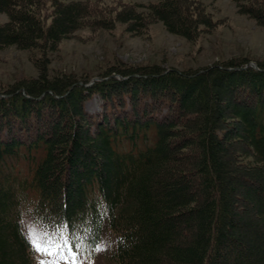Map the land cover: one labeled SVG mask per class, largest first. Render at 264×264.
Listing matches in <instances>:
<instances>
[{
	"label": "trees",
	"instance_id": "trees-1",
	"mask_svg": "<svg viewBox=\"0 0 264 264\" xmlns=\"http://www.w3.org/2000/svg\"><path fill=\"white\" fill-rule=\"evenodd\" d=\"M232 1L264 28V0ZM125 3L103 16L82 0H0V51L47 56L117 23L188 41L216 26L199 0ZM47 64L0 94V264L51 259L26 239L34 222L105 264H264V62L122 65L91 85Z\"/></svg>",
	"mask_w": 264,
	"mask_h": 264
},
{
	"label": "rangeland",
	"instance_id": "rangeland-1",
	"mask_svg": "<svg viewBox=\"0 0 264 264\" xmlns=\"http://www.w3.org/2000/svg\"><path fill=\"white\" fill-rule=\"evenodd\" d=\"M82 1H88L99 8L101 15L107 16L108 10H116L118 6L126 5L125 2L148 5L158 0ZM199 1L208 7L216 26L201 34L196 41L171 34L161 22L152 23L136 34L128 31L127 24L117 23L110 30L81 29L61 41L58 49L47 56L41 50H20L17 47L1 50L0 94L22 81L38 78L46 61L50 76L71 75L78 82L86 81L89 85L103 79L109 69L122 65H158L164 70L185 72L231 60L252 67L264 62L263 27L240 14L232 0ZM6 21L7 17L0 15V22ZM115 71L110 73H117ZM102 106L103 99L99 94L92 95L85 102V109L90 114L101 113ZM80 253L82 264H105L102 250H94L88 257ZM45 259H38L36 264Z\"/></svg>",
	"mask_w": 264,
	"mask_h": 264
},
{
	"label": "snow or ice",
	"instance_id": "snow-or-ice-1",
	"mask_svg": "<svg viewBox=\"0 0 264 264\" xmlns=\"http://www.w3.org/2000/svg\"><path fill=\"white\" fill-rule=\"evenodd\" d=\"M26 239L34 251L51 258L41 264H82L79 260L80 242L71 233L53 235L47 233L42 223L34 222L28 227Z\"/></svg>",
	"mask_w": 264,
	"mask_h": 264
},
{
	"label": "water",
	"instance_id": "water-1",
	"mask_svg": "<svg viewBox=\"0 0 264 264\" xmlns=\"http://www.w3.org/2000/svg\"><path fill=\"white\" fill-rule=\"evenodd\" d=\"M253 67H256V66H253Z\"/></svg>",
	"mask_w": 264,
	"mask_h": 264
}]
</instances>
